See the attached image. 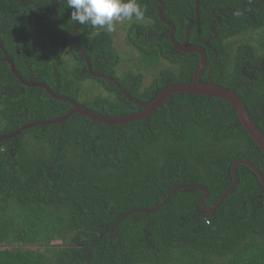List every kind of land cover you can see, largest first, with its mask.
<instances>
[{
    "label": "trees",
    "instance_id": "trees-1",
    "mask_svg": "<svg viewBox=\"0 0 264 264\" xmlns=\"http://www.w3.org/2000/svg\"><path fill=\"white\" fill-rule=\"evenodd\" d=\"M161 1L181 44L195 22L196 0ZM137 3L144 17L132 18L126 42L146 66L169 64L148 84L141 72L118 74L112 34L72 21L67 0H0V136L72 108L42 87L22 84L1 60L2 48L24 80L104 116L142 107L112 80L92 76L71 37L92 71L113 77L132 100L147 103L172 84L191 82L199 54L174 48L157 1ZM246 34L244 42H229ZM187 43L203 49L200 81L232 88L264 134V0H199ZM97 85L105 95L93 93ZM237 159L264 177V153L233 107L193 93H173L148 116L124 124L76 113L62 124L30 127L0 142V243L42 248L0 249V264H264V186L244 164L212 213L200 212L204 192L190 188L144 212L184 184L205 186L210 209L230 186ZM55 240L63 245L50 246Z\"/></svg>",
    "mask_w": 264,
    "mask_h": 264
},
{
    "label": "water",
    "instance_id": "water-1",
    "mask_svg": "<svg viewBox=\"0 0 264 264\" xmlns=\"http://www.w3.org/2000/svg\"><path fill=\"white\" fill-rule=\"evenodd\" d=\"M155 1H157L160 4V7L158 8V11H157L158 18L170 27L169 40L171 41L174 48L176 50L184 52V53H197V54H199L200 62H199L198 67L194 71L191 82L172 84V85L166 87L165 89H163L152 101L147 102V103H141L139 101L132 100V98L128 95V93L119 85V83L117 81H115V79L113 77L104 76L102 74H98V73H95L94 71H92L89 60L86 57L83 49L78 44L76 39L71 37L72 42L77 46L78 50L82 54V56L86 62L87 70L92 76L100 77V78H107L109 80H112L115 83V85L119 88L121 93L128 100L133 101L135 104H138L139 106L142 107V109L136 113L120 115V116H116V117L104 116L102 114L95 112L93 109L87 107L86 105L78 103L69 97L61 96V95L54 93L46 84H44L42 82H29V81L24 80L17 73L15 66H14V63H13V60L9 57V55L2 48L3 58L1 60L5 61L9 64L11 72L14 74V76L22 84H24L25 86H28V87H42L52 97H54L56 99L68 101L72 105V108L59 118H56L53 120H38V121L30 122L28 124L21 126L20 128H18L17 130H15L14 132H12L10 134L1 135L0 136V142L2 140H7L10 138H13V137L19 135L22 131H25L28 128L33 127L35 125H48V124H52V123L62 124L71 115L76 114V113L83 115V116H86V117L90 118L91 120H94V121L100 122V123H106V124L128 123L131 121H135L137 119L144 118V117L148 116L149 114H151L158 107H160L161 104L171 94L176 93V92H183V93H193V94H198V95H203V96H208V97L220 98L222 100L227 101L233 107L235 112L237 113V116H238L243 128L246 130L248 135L254 140V142L259 147V149L264 153V134L255 125V123L253 122V120L251 119V117L248 113V110H247L244 102L238 97V95L234 92V90L232 88H226V87H223L221 85L215 84L211 80H208L207 82L200 81V77L202 76V72H203L204 65H205V56H204L203 49L199 46L190 45L187 43V37H188L189 30L196 23L197 18H198L199 0H196L195 22L188 26V28L185 32V38L181 44L176 43V41L174 40V37H173L174 36V27H173L172 22L163 16V10H164L163 2L161 0H155ZM54 28L57 31L56 22H55ZM57 32H59V31H57ZM59 33H61V32H59ZM238 164H244V165L248 166L250 169H252L255 172V174L257 175V177L259 178L260 182L264 186V177L259 172V170L253 164H251L248 160L237 159L231 165L232 182H231L230 186L221 194L220 198L217 200L215 205L212 206L210 209L204 208L205 202L209 197V191L205 186L184 184V185H179V186L174 187L172 189V191L165 197V199L160 204L156 205L153 208H148V209L144 210V212L149 213V212L155 211L156 209L161 207L163 204H165L168 201V199L170 198V196L173 193H175L176 190H178L180 188L199 189V190L203 191L204 196H203L202 201L200 202V212L203 214H209V213L214 212L219 207V205L221 204L223 199L228 195V193L236 185L237 173H236L235 168Z\"/></svg>",
    "mask_w": 264,
    "mask_h": 264
},
{
    "label": "clouds",
    "instance_id": "clouds-1",
    "mask_svg": "<svg viewBox=\"0 0 264 264\" xmlns=\"http://www.w3.org/2000/svg\"><path fill=\"white\" fill-rule=\"evenodd\" d=\"M71 20L81 25L115 31V21L123 19H143L144 9L137 0H67Z\"/></svg>",
    "mask_w": 264,
    "mask_h": 264
},
{
    "label": "rangeland",
    "instance_id": "rangeland-1",
    "mask_svg": "<svg viewBox=\"0 0 264 264\" xmlns=\"http://www.w3.org/2000/svg\"><path fill=\"white\" fill-rule=\"evenodd\" d=\"M133 21L136 20H129V19H123L120 21H115V31H111L110 33L113 36V45L114 49L117 51V53L120 55V62L118 64V74H122L126 70H131L134 72H141L144 76V84H148L151 81V78L153 75L157 73V71L169 65L167 62H165L163 59L159 60L158 65L155 68H152L150 66H146L142 63V59L139 57V54L137 51H135L132 47L129 46V44L126 42L125 38V28L131 24ZM145 20H143L144 22ZM255 32V31H251ZM253 35V36H252ZM252 37L256 36V33H252ZM250 36V34L246 35H239L234 38H231L229 40L230 43L238 44L241 42H244L245 39H247ZM91 82H95L94 80L89 79ZM92 85H96L95 83H92ZM82 89H85L88 87L87 83H83L81 85ZM93 93H96L97 95H105V92L103 89L97 85L94 88ZM30 143V142H29ZM33 145V143H31ZM52 245H63L60 240H55L51 242ZM15 246H22V247H29V248H42L41 246L37 245H30V244H22V243H0V249H4L8 247L9 249H12Z\"/></svg>",
    "mask_w": 264,
    "mask_h": 264
}]
</instances>
